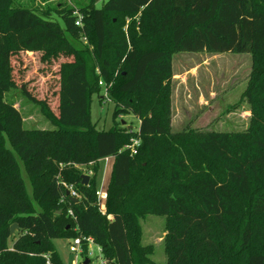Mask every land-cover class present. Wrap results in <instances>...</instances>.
<instances>
[{
	"label": "trees",
	"instance_id": "1",
	"mask_svg": "<svg viewBox=\"0 0 264 264\" xmlns=\"http://www.w3.org/2000/svg\"><path fill=\"white\" fill-rule=\"evenodd\" d=\"M96 2L88 1L79 26L73 8L40 12L0 0V264H46L45 254L65 264L54 240L76 237L85 238L86 253L91 237L112 264H142L140 218L147 214L169 217L168 264H264V0ZM24 51L72 57L60 65L56 112L22 87L55 130L26 128L7 100L19 87L12 58ZM202 51L253 55L247 131L171 132L173 55ZM103 80L113 119L132 113L138 132L97 127L92 103ZM135 137L140 144L132 153L125 146ZM107 157L102 212L97 181ZM83 165L93 171L88 184Z\"/></svg>",
	"mask_w": 264,
	"mask_h": 264
},
{
	"label": "rangeland",
	"instance_id": "2",
	"mask_svg": "<svg viewBox=\"0 0 264 264\" xmlns=\"http://www.w3.org/2000/svg\"><path fill=\"white\" fill-rule=\"evenodd\" d=\"M88 1L15 0V6L29 5L38 8L40 12L44 8H73L74 14L84 17V8L88 5ZM106 1L97 0L96 6L102 7ZM52 16L64 25V21L56 12H53ZM131 20L127 19L125 31L128 30ZM137 21L136 28L139 31V16ZM43 56V52L40 51H24L13 56L14 79L19 87L8 91L6 97L21 110L26 128L52 131L56 129L55 125L47 119L41 105L23 93L22 87L39 99H46L56 112L58 110L60 65L71 60L72 57L63 54L57 57ZM253 65L254 58L251 53H213L208 51L174 53V76L170 82L171 132L180 133L189 130L247 131L251 125L253 111L244 92L248 87ZM97 70L99 71V68ZM100 85L102 86V95H95L92 103V119L97 123V127L108 129L115 124H120L132 126L133 130L138 132L141 121L132 113L121 115L116 120L113 119L115 104L109 98L106 82L104 81ZM123 120H125V124ZM15 154L26 180L28 193L32 194V186L23 161L17 153ZM90 166L83 165L78 168L83 174H88L91 177L93 171ZM111 168L112 159L101 160L97 186L98 190L103 193L106 192ZM98 199L100 209L101 205L106 204V199L104 197H98ZM36 209H39L37 204ZM168 220L167 215L160 214H147L140 218L142 230L140 245L144 252L142 264H168L166 250ZM16 232L17 228L13 233L16 234ZM14 237L9 241L10 247L13 246ZM54 241L65 264H83L86 256L91 258L90 264H112L103 255L100 245L94 241H88L87 253L83 249L82 254L78 255L70 251L69 239L56 238Z\"/></svg>",
	"mask_w": 264,
	"mask_h": 264
},
{
	"label": "built area",
	"instance_id": "3",
	"mask_svg": "<svg viewBox=\"0 0 264 264\" xmlns=\"http://www.w3.org/2000/svg\"><path fill=\"white\" fill-rule=\"evenodd\" d=\"M76 15H77L76 25L82 26L83 17L78 15V14H76ZM139 143H140V139H138V138L132 139V142L130 144L126 145L125 149H130L132 151V153H135L136 152V148L139 145ZM108 158L109 157L105 158L104 160L108 161L109 160ZM66 186H67V190H70V196L72 198H78L79 197L78 191L72 185L69 186V185L66 184ZM97 195H98L99 198L104 197V199H106V192L103 193L102 191L97 190ZM103 207H104V209H103ZM105 209H106V204H104L103 206L101 205L100 210L105 212L104 211ZM69 213L71 215H73V211L71 209L69 210ZM83 239H85V238L76 237V238L70 239V251L74 252V253H77V255L78 254H82V252H83ZM87 240L90 241V242H93V239L91 237L87 238ZM44 256L47 259L46 260V264H54L52 262V260H51L50 254H45Z\"/></svg>",
	"mask_w": 264,
	"mask_h": 264
},
{
	"label": "water",
	"instance_id": "4",
	"mask_svg": "<svg viewBox=\"0 0 264 264\" xmlns=\"http://www.w3.org/2000/svg\"><path fill=\"white\" fill-rule=\"evenodd\" d=\"M123 123L125 124V120H123ZM132 128V126H129ZM90 180V176L88 174H83L82 175V181L84 184H88ZM67 194L70 195V190H67ZM72 198V197H71ZM74 201H78V198H72ZM18 228V224L15 223L11 226V231L14 232L15 229ZM72 239V238H71ZM91 258L90 257H85L83 260V264H90L91 263Z\"/></svg>",
	"mask_w": 264,
	"mask_h": 264
},
{
	"label": "crops",
	"instance_id": "5",
	"mask_svg": "<svg viewBox=\"0 0 264 264\" xmlns=\"http://www.w3.org/2000/svg\"><path fill=\"white\" fill-rule=\"evenodd\" d=\"M108 159H109V160H111L112 158H111V157H109ZM103 160H104V159H103Z\"/></svg>",
	"mask_w": 264,
	"mask_h": 264
}]
</instances>
